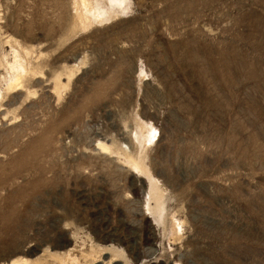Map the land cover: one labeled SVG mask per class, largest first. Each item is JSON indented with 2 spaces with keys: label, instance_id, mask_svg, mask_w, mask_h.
<instances>
[{
  "label": "rangeland",
  "instance_id": "1",
  "mask_svg": "<svg viewBox=\"0 0 264 264\" xmlns=\"http://www.w3.org/2000/svg\"><path fill=\"white\" fill-rule=\"evenodd\" d=\"M81 1L0 0V264H264V0Z\"/></svg>",
  "mask_w": 264,
  "mask_h": 264
},
{
  "label": "bare ground",
  "instance_id": "2",
  "mask_svg": "<svg viewBox=\"0 0 264 264\" xmlns=\"http://www.w3.org/2000/svg\"><path fill=\"white\" fill-rule=\"evenodd\" d=\"M81 2H83V4H84L85 6L88 5L87 0H82ZM87 9H89V7H88ZM24 263H25L24 261H15V262H14V264H24Z\"/></svg>",
  "mask_w": 264,
  "mask_h": 264
}]
</instances>
